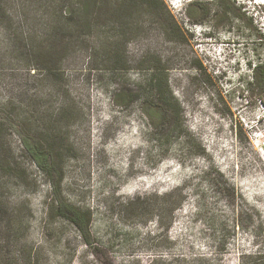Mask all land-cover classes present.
<instances>
[{"label": "rangeland", "instance_id": "rangeland-1", "mask_svg": "<svg viewBox=\"0 0 264 264\" xmlns=\"http://www.w3.org/2000/svg\"><path fill=\"white\" fill-rule=\"evenodd\" d=\"M163 2L93 6L47 51L54 0H0V264H264V0ZM154 67L185 135L121 94Z\"/></svg>", "mask_w": 264, "mask_h": 264}, {"label": "trees", "instance_id": "trees-1", "mask_svg": "<svg viewBox=\"0 0 264 264\" xmlns=\"http://www.w3.org/2000/svg\"><path fill=\"white\" fill-rule=\"evenodd\" d=\"M129 1L128 3L136 4L137 2H140L141 4L147 5L150 8H155L160 13L162 11H165L168 13L167 7L163 0H126ZM112 2L113 4H116L117 6L121 7V0H80V10L78 15H75V11H73V0H54L53 4V10L52 14H48L51 19L49 21V25L47 26V43L46 48L47 51L54 45V43L50 42L49 39H63L64 35L62 32L64 31H70L72 28L75 29H82L83 31L88 30V27L93 23V17L91 13L89 12L90 8L93 6H107L108 4ZM127 3V4H128ZM126 4V5H127ZM0 5V9H1ZM112 11V10H111ZM169 15V13H168ZM168 22L170 21V24H173V19L168 17ZM94 21L96 24L101 25L105 23L103 19V14L99 15L97 13L96 18H94ZM117 23L121 24V20H118ZM78 34V33H77ZM84 34V32L80 31L79 36ZM62 52H65V49H63L64 44L61 45ZM67 47V44H66ZM48 63L45 65L44 70L50 74H53L58 68L55 65V61L47 60ZM126 68V67H125ZM157 69L156 72L150 74L148 78L145 81L144 86L140 89V87H137V89L133 88H121V94H123L126 98H130L131 101H135L138 105L137 111L141 114L147 116L151 121H154V111L158 112L159 116L161 114L162 117L166 118L169 117L170 119L174 120L176 123L174 129H170L168 133H174L176 135L187 134L184 131V121H183V109L180 105V103L177 101V99L173 96L172 91L170 90V87L168 85V78L167 75L163 72V69L161 67H154ZM254 68H256V79L261 82V84H264V62H261L259 64L254 65ZM139 92V94L136 95L135 98L132 97L133 92ZM158 116V115H157ZM2 119V116H0V120ZM154 127V123H153ZM150 134L154 132L149 126L147 129ZM147 140L155 141V139L152 136H149ZM168 137L165 136L162 138V141H167ZM31 155L33 156V160L42 168H45L43 170H47V166L44 165L45 160L47 159V156L44 155V152L38 147V146H29L28 147ZM197 152L203 153L204 150L201 146L196 147ZM159 149V148H158ZM163 149H161L162 151ZM53 186L55 187L54 192L57 194L56 190V183H53ZM53 203H55V210L56 214L62 218H65L66 220L71 221L78 229L80 230H88L89 223H90V212L88 210H81L80 208L73 206L66 201L61 200L60 198L54 197Z\"/></svg>", "mask_w": 264, "mask_h": 264}, {"label": "clouds", "instance_id": "clouds-1", "mask_svg": "<svg viewBox=\"0 0 264 264\" xmlns=\"http://www.w3.org/2000/svg\"><path fill=\"white\" fill-rule=\"evenodd\" d=\"M201 26V28H202V31L204 32V33H206L207 31H208V29H207V27L203 24V25H200Z\"/></svg>", "mask_w": 264, "mask_h": 264}, {"label": "flooded vegetation", "instance_id": "flooded-vegetation-1", "mask_svg": "<svg viewBox=\"0 0 264 264\" xmlns=\"http://www.w3.org/2000/svg\"><path fill=\"white\" fill-rule=\"evenodd\" d=\"M208 34H210V32H209V31L207 32V35H208ZM207 37H208V36H207Z\"/></svg>", "mask_w": 264, "mask_h": 264}, {"label": "built area", "instance_id": "built-area-1", "mask_svg": "<svg viewBox=\"0 0 264 264\" xmlns=\"http://www.w3.org/2000/svg\"><path fill=\"white\" fill-rule=\"evenodd\" d=\"M178 1L180 2V0H178ZM176 6H177V4H176ZM176 6H175V7H176Z\"/></svg>", "mask_w": 264, "mask_h": 264}]
</instances>
